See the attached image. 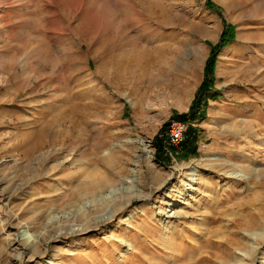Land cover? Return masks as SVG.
Segmentation results:
<instances>
[{
    "label": "rangeland",
    "instance_id": "1",
    "mask_svg": "<svg viewBox=\"0 0 264 264\" xmlns=\"http://www.w3.org/2000/svg\"><path fill=\"white\" fill-rule=\"evenodd\" d=\"M263 236L264 0H0V264H259Z\"/></svg>",
    "mask_w": 264,
    "mask_h": 264
},
{
    "label": "trees",
    "instance_id": "2",
    "mask_svg": "<svg viewBox=\"0 0 264 264\" xmlns=\"http://www.w3.org/2000/svg\"><path fill=\"white\" fill-rule=\"evenodd\" d=\"M208 7L210 9L216 8L214 3L208 2ZM235 26L228 25L224 32L222 33L219 42L213 47L212 53L206 63L205 67V79L202 85L200 86L196 98L193 102L191 110L188 114L179 115L177 120L182 122H188L189 120H194L199 116V113L202 109H205L208 106V101L215 99L216 93H212L213 90V79L216 69V64L218 61V53L221 52L228 44L235 40ZM214 94V95H213ZM166 125H164L162 131L166 130ZM158 140V139H156ZM196 141V129L193 127H189L187 136L185 141L182 143V146L186 149L190 146L192 152L196 151V145H194ZM155 147L157 149L158 155L157 159L160 162H164V158L161 156L163 153V143L158 142L155 143ZM159 157V158H158Z\"/></svg>",
    "mask_w": 264,
    "mask_h": 264
},
{
    "label": "bare ground",
    "instance_id": "3",
    "mask_svg": "<svg viewBox=\"0 0 264 264\" xmlns=\"http://www.w3.org/2000/svg\"><path fill=\"white\" fill-rule=\"evenodd\" d=\"M257 135H258V133H257ZM98 145L99 144H97L96 145V151L99 149V147H98ZM109 160H110V158H109ZM111 161V160H110ZM110 161L108 162V159H107V162L108 163H110ZM107 163V164H108ZM111 164V163H110ZM189 176H192V175H190V174H188ZM192 181H194V180H190V182H192ZM103 181H99V183H95V184H84V190L86 191V192H88L89 190H90V188H92V190H93V187L94 186H96L97 184H99V186H103L104 185V182L102 183ZM185 186H189V185H186V184H184ZM94 188H96V187H94ZM189 189V188H188ZM182 192V191H181ZM110 193V198H112V196H111V193H112V191H110L109 192ZM112 204L114 205V206H116L117 207V198H113V199H110L109 201H108V203H107V206L106 207H104V206H100V207H95L96 209H94L95 210V212L98 214L97 216H93L92 218H91V216L92 215H90V219L84 224V225H72L69 229H70V231H71V234L73 235V236H82L83 234H85L87 231H89V230H93V231H95L96 229H101V228H104V226H108L111 222H113L114 220H115V218H117L121 213L119 212V209H117V210H115V212L114 211H111L112 209H110L109 207L110 206H112ZM127 205L128 204H125V206H123L122 207V210H123V208H125V207H127ZM95 206V205H94ZM113 207V206H112ZM171 212V211H170ZM163 212H161V214H162ZM179 215L180 216V213H174L173 215H171L170 217H175V215ZM182 215V214H181ZM252 219H250L249 221H250V224H256V218L254 219L253 217H251ZM262 225V224H261ZM63 228V227H62ZM121 228V225H118V227H117V229H120ZM63 231L57 236H55L54 238H50V240H49V242L50 243H53V242H55V243H58V242H60V241H62V240H65L66 238H67V235L68 234H66V231H64V228L62 229ZM115 230H116V228H115ZM61 231V230H60ZM69 232V231H68ZM70 233V232H69ZM114 234H115V232L114 231H111V235L112 236H114ZM264 237V236H263ZM22 238V237H21ZM43 240H44V236H42L41 237V242H43ZM14 241V244L16 245H21L22 246V248L24 249V251H23V253H21L22 255H24L25 254V250H28L27 248H26V246H24L21 242H19L18 241V239H16V237H15V239L13 240ZM263 243H261V244H259L258 245V247L256 248L255 247V249H256V251H255V256H254V259L256 260V257L259 255V254H262L263 252L261 251L262 249H263V244H264V238H263V241H262ZM41 245V243H39V242H37V245H35V246H37V248H39V247H41L40 246ZM59 251L60 252H62L61 251V248L59 249ZM68 253V252H67ZM58 256L59 255H55V257H56V259L58 258ZM66 256V255H65ZM253 257V256H252ZM62 259V258H61ZM259 264H264V257L263 258H261V260L259 261Z\"/></svg>",
    "mask_w": 264,
    "mask_h": 264
},
{
    "label": "built area",
    "instance_id": "4",
    "mask_svg": "<svg viewBox=\"0 0 264 264\" xmlns=\"http://www.w3.org/2000/svg\"><path fill=\"white\" fill-rule=\"evenodd\" d=\"M188 125L184 122L173 121L170 126V136H169V145L177 146L180 145L187 133Z\"/></svg>",
    "mask_w": 264,
    "mask_h": 264
},
{
    "label": "crops",
    "instance_id": "5",
    "mask_svg": "<svg viewBox=\"0 0 264 264\" xmlns=\"http://www.w3.org/2000/svg\"><path fill=\"white\" fill-rule=\"evenodd\" d=\"M231 56H230V53L228 54V59L230 58ZM229 77L230 76H232V77H234V75H228ZM219 88V87H218Z\"/></svg>",
    "mask_w": 264,
    "mask_h": 264
}]
</instances>
